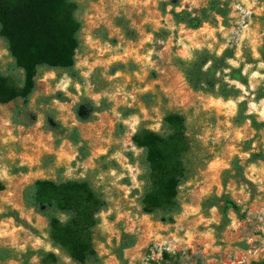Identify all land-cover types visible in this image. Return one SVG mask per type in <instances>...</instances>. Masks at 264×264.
Here are the masks:
<instances>
[{"label": "rangeland", "instance_id": "1", "mask_svg": "<svg viewBox=\"0 0 264 264\" xmlns=\"http://www.w3.org/2000/svg\"><path fill=\"white\" fill-rule=\"evenodd\" d=\"M71 1L79 23L75 75L37 66L24 104L18 97L0 102V246L11 250L0 264H74L50 243L46 217L21 201L22 188L37 178L83 181L96 193L95 264H249L264 257V3L217 0L220 15L211 0H177L173 11L203 12L188 28L173 21L169 5L159 10L163 0ZM118 19L133 39L123 37ZM199 49L217 56L228 50L223 61L240 79L224 75L225 67L215 75L236 88L233 95L187 86L179 62ZM0 74L20 87L21 70L1 36ZM84 99L101 107L78 121L72 107ZM45 110L75 126L80 140L53 133ZM169 112L181 121L165 123ZM144 130L173 135L167 154L184 166L173 212L143 211L149 181L131 135ZM222 195L237 213L227 208L222 218L209 205L222 204ZM125 235L131 244L120 248Z\"/></svg>", "mask_w": 264, "mask_h": 264}, {"label": "trees", "instance_id": "2", "mask_svg": "<svg viewBox=\"0 0 264 264\" xmlns=\"http://www.w3.org/2000/svg\"><path fill=\"white\" fill-rule=\"evenodd\" d=\"M261 1L264 3V0ZM165 4L170 6L169 13L173 21L188 28H196L203 17L202 10L199 15L185 10L173 11L177 0L161 1L160 11L164 10ZM210 5L213 12L222 15L217 0H211ZM73 11L74 4L71 0H0V36L6 42V49L14 65L22 74V82L18 88L8 85L0 74V102L18 97L24 104L32 90L34 69L37 66L60 68L66 70L71 77L75 75L72 66L74 50L78 44L79 23ZM117 26L124 38L135 37V32L123 20L118 19ZM164 32L161 28L156 33L162 36ZM225 57H229L227 49L218 56L205 49L194 50L191 58L179 62L187 86L192 90L214 92L221 97L233 95L236 88L218 80L215 75L225 67L228 72L224 75L240 79L237 69L223 61ZM100 107L84 99L73 105L72 112L76 120L84 121L88 113L97 111ZM163 121L167 124L179 123L181 117L175 112H169L163 116ZM43 122L53 133L71 143L80 140L76 127L62 126L53 118L51 110L43 112ZM172 138L173 135L170 136L169 133L159 134L150 130L131 135L132 143L142 150L147 170L149 186L141 198L145 212H173L177 207V186L184 177V166L180 160H172L167 154ZM168 169L177 171L178 175L168 174ZM220 198L222 204L212 200L209 205L214 206L222 218L225 217L227 208L237 213V205L232 200L224 195ZM21 201L23 205L46 217L50 243L72 263L95 264L97 257L90 234L97 223L99 200L96 193L83 181L71 179L55 182L37 178L22 188ZM51 210L63 214V220H58ZM169 217V214L160 215L159 220L166 221ZM129 238L128 235H125V240L121 237L119 247H128L131 244ZM10 254L9 248L0 246V261ZM38 254H45L50 263L56 260L52 253L38 251ZM21 264L29 263L23 258ZM249 264H264V257L252 260Z\"/></svg>", "mask_w": 264, "mask_h": 264}]
</instances>
